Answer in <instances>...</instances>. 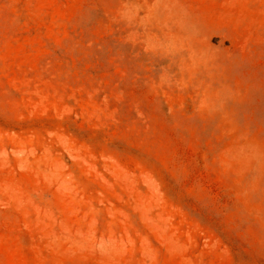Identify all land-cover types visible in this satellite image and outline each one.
<instances>
[{
    "label": "rangeland",
    "instance_id": "374dc122",
    "mask_svg": "<svg viewBox=\"0 0 264 264\" xmlns=\"http://www.w3.org/2000/svg\"><path fill=\"white\" fill-rule=\"evenodd\" d=\"M0 264H264V0H0Z\"/></svg>",
    "mask_w": 264,
    "mask_h": 264
}]
</instances>
